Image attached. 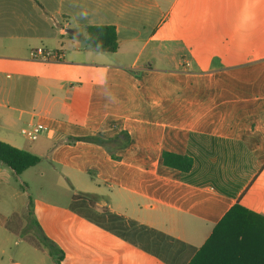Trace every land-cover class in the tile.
<instances>
[{"label":"crops","instance_id":"obj_1","mask_svg":"<svg viewBox=\"0 0 264 264\" xmlns=\"http://www.w3.org/2000/svg\"><path fill=\"white\" fill-rule=\"evenodd\" d=\"M98 25L116 28L115 53L84 43ZM40 47L63 57L33 58ZM35 125L37 139L21 134ZM124 133L116 158L69 141ZM0 141L72 191L68 208L26 201L27 184L13 192L2 178L25 171L0 161V225L26 212L62 252L74 231L90 264H190L218 227L236 242L240 226L264 229L237 212L264 217V0H0ZM164 152L191 169L165 165ZM4 251L0 264H15Z\"/></svg>","mask_w":264,"mask_h":264},{"label":"trees","instance_id":"obj_2","mask_svg":"<svg viewBox=\"0 0 264 264\" xmlns=\"http://www.w3.org/2000/svg\"><path fill=\"white\" fill-rule=\"evenodd\" d=\"M83 41L86 46L107 53H115L119 47L116 28L111 25L88 27ZM70 139V142L84 140L103 145L115 158L118 149L127 146L130 141L128 133L121 134L110 140H103L96 137ZM0 161L13 170L16 175H20L27 169L40 163L41 158L26 150L16 148L8 143L0 141ZM163 161L165 165L183 172H188L193 164L190 158L169 152H164ZM76 196L91 201L97 198L95 194L82 192ZM32 210L33 206L32 203H30V211L32 212ZM239 210L243 212L245 216L252 218L258 225L264 224V217L247 212V210L237 205V212ZM222 224H224V221ZM252 224L253 223L250 222L248 226L238 227L237 242L228 239L226 236H222L219 232L220 227H218L206 244L195 255L190 264H264V253L253 250L263 245L264 229L258 227L259 229L254 230L255 228ZM34 225L38 231L39 242L47 249L51 259L56 264H60L63 259V252L44 234L36 220H34Z\"/></svg>","mask_w":264,"mask_h":264},{"label":"rangeland","instance_id":"obj_3","mask_svg":"<svg viewBox=\"0 0 264 264\" xmlns=\"http://www.w3.org/2000/svg\"><path fill=\"white\" fill-rule=\"evenodd\" d=\"M256 45V42L252 41L246 46L253 48ZM47 168L46 164H41L28 169L21 176L22 181L15 179L13 175H4L2 178L10 182L9 188L13 192L16 190L20 192H23V190L26 191L25 184H27L29 188H27V194L24 198L26 201H30L31 199L33 203L38 201L68 208L71 202L72 191L66 184H63L64 181L62 179L59 182L57 174L52 175L47 173ZM41 174L44 175L42 176ZM11 191L1 196L4 202H14ZM6 213L5 210H0V215L4 216ZM21 217L23 224H18L16 219H10L5 225H0V249L5 250L4 258H11L15 264H56L40 251V249H43V246L39 242V235L34 225L33 217L30 218L26 212ZM87 230L89 229L83 227V231ZM66 235L67 238L62 236L59 241L66 248V251H63V259H65L66 253L71 254V256L65 259L66 264H90V260L87 258L90 255L88 248L89 242L83 239L82 249H80V246L74 247L75 244H73L74 241L72 238L76 237V239H80L83 236L75 235L74 231H66ZM77 256H82V259L77 258Z\"/></svg>","mask_w":264,"mask_h":264},{"label":"built area","instance_id":"obj_4","mask_svg":"<svg viewBox=\"0 0 264 264\" xmlns=\"http://www.w3.org/2000/svg\"><path fill=\"white\" fill-rule=\"evenodd\" d=\"M31 55L33 58L43 61H59L63 57V52L40 47L34 49ZM43 129L44 128L41 125L24 127L21 129V134L29 140H35L38 138Z\"/></svg>","mask_w":264,"mask_h":264},{"label":"clouds","instance_id":"obj_5","mask_svg":"<svg viewBox=\"0 0 264 264\" xmlns=\"http://www.w3.org/2000/svg\"><path fill=\"white\" fill-rule=\"evenodd\" d=\"M82 15H85V14H82ZM252 19H253V16H252L251 13L246 14L245 17H244L245 24H247L248 22H250Z\"/></svg>","mask_w":264,"mask_h":264}]
</instances>
